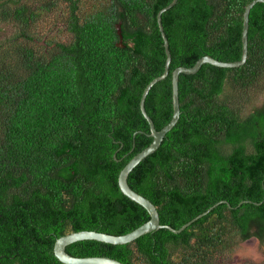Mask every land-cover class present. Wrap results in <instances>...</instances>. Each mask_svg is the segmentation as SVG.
Here are the masks:
<instances>
[{"label":"trees","instance_id":"obj_1","mask_svg":"<svg viewBox=\"0 0 264 264\" xmlns=\"http://www.w3.org/2000/svg\"><path fill=\"white\" fill-rule=\"evenodd\" d=\"M250 1L176 0L162 12L171 61L144 102L157 130L172 116L176 67L204 55L240 59ZM63 2L68 11L59 9ZM171 2L0 0V31L10 27L0 34V264H65L54 254L56 238L124 234L149 219L121 192L118 175L152 141L139 103L164 71L156 16ZM47 18L51 29L37 30ZM52 30L69 33V41L47 40ZM262 89L264 2H256L245 62L180 73L176 124L127 177L160 223L175 229L213 207L179 232L161 227L124 244L80 240L66 252L125 264H214L236 240L263 242L264 102L250 104Z\"/></svg>","mask_w":264,"mask_h":264},{"label":"water","instance_id":"obj_2","mask_svg":"<svg viewBox=\"0 0 264 264\" xmlns=\"http://www.w3.org/2000/svg\"><path fill=\"white\" fill-rule=\"evenodd\" d=\"M176 0H172L171 3L161 8L157 13V23L158 27L161 33V36L163 38V47L165 50V65H164V71L162 74L154 77L152 80H150L145 88L142 91L141 97H140V110L144 118L147 120L150 128L149 135L152 137V141L144 147L142 150L137 152L135 155H133L122 167V169L119 172L118 175V185L121 190V192L126 195L131 200L137 202L141 206H143L148 214L149 219L139 225L138 227L134 228L133 230L126 232L124 234H110L105 232H100L96 230H78L73 231L67 234H64L58 238H56L53 246V251L55 256L59 261L65 264H125L121 262L118 259L109 257V256H103V255H92V256H73L66 252L65 248L67 245L80 241V240H96L100 242L105 243H111V244H124L131 242L138 238L139 236L150 232L152 230L166 227L169 228L173 232H179L183 230L186 226H188L192 221L196 220L203 214H205L207 211H209L212 207H210L205 212L199 214L189 222L183 224L180 228L175 229L170 225L161 224L158 210L156 209L155 205L146 197L141 195L140 193L133 190L127 182V177L129 172L144 158H146L149 154L153 153L159 144L161 143L164 135L167 131H169L177 122L179 115H180V109H179V100H178V76L180 73H186V74H193L197 72V70L201 67L203 63H210L215 66L219 67H237L242 65L247 57V31L249 26V12L251 7L256 2H264V0H251L245 7L243 12V22H242V32H241V40H242V50H241V57L239 60L235 61H222L217 60L214 57L210 55H204L200 57L192 66L186 67V66H178L172 71L171 75V84H172V116L171 119L167 124H165L162 128L157 130L154 126V123L150 116L147 114L145 109V97L149 91V89L159 80L163 79L168 74V68L171 61V54L169 50V44L168 39L165 35V32L163 30L162 20H161V14L165 10H167L172 4L175 3ZM121 21L117 22L116 28L117 33L120 36V40L118 42V45H122V37H121ZM219 202H226L225 200H221ZM217 202V203H219Z\"/></svg>","mask_w":264,"mask_h":264},{"label":"rangeland","instance_id":"obj_3","mask_svg":"<svg viewBox=\"0 0 264 264\" xmlns=\"http://www.w3.org/2000/svg\"><path fill=\"white\" fill-rule=\"evenodd\" d=\"M103 3L104 2H102V4ZM88 5H90V1H85L84 3H82L81 11L87 9ZM60 8L68 11L65 2L61 3L59 9ZM57 10H55L53 15L55 19H58L60 17ZM52 23V18L41 20L37 24V30L41 32H47L51 29ZM59 23V21H56V28L61 29ZM0 32L1 35H8L10 32V27H4V29H2ZM68 34L69 33H55L54 30H52L51 35H47L45 36V38L47 40L68 42L70 39V35ZM41 44H43V42L38 41V45ZM46 46L49 47L47 43ZM250 101L251 105L260 106L264 101V91L255 92L253 94L252 100ZM249 105H247L246 107H248ZM214 264H264V241L259 242L254 238H250L247 240H236V242L233 243L228 250H226L220 256L216 257Z\"/></svg>","mask_w":264,"mask_h":264},{"label":"flooded vegetation","instance_id":"obj_4","mask_svg":"<svg viewBox=\"0 0 264 264\" xmlns=\"http://www.w3.org/2000/svg\"><path fill=\"white\" fill-rule=\"evenodd\" d=\"M262 91H264V89H262ZM262 91H261V92H262ZM263 102H264V101H263Z\"/></svg>","mask_w":264,"mask_h":264}]
</instances>
